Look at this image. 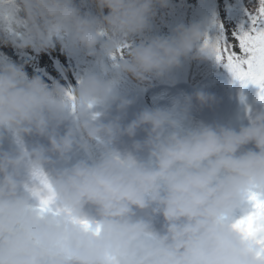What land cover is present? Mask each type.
Here are the masks:
<instances>
[{"label":"clouds","instance_id":"obj_1","mask_svg":"<svg viewBox=\"0 0 264 264\" xmlns=\"http://www.w3.org/2000/svg\"><path fill=\"white\" fill-rule=\"evenodd\" d=\"M93 3L97 14L82 10L84 0H0V42L38 51L59 43L112 59L71 88L0 60V140L10 135L14 145L0 149V264H264L259 246L231 226L237 208L248 210L249 191L264 198V110L238 130L186 125L187 103L144 107L125 122L132 100L119 81L163 77L182 58L210 56L205 34L199 23L181 24L137 43L169 0ZM25 136L47 144L28 147ZM74 150L87 155L71 162ZM37 170L70 212L38 213Z\"/></svg>","mask_w":264,"mask_h":264},{"label":"rangeland","instance_id":"obj_2","mask_svg":"<svg viewBox=\"0 0 264 264\" xmlns=\"http://www.w3.org/2000/svg\"><path fill=\"white\" fill-rule=\"evenodd\" d=\"M257 3L258 0H220L227 28H235L236 20H238L237 17L241 18L247 24L248 12L254 9ZM82 10L86 11L84 4ZM182 11L184 12L181 13ZM181 14H185L187 25L199 23L205 36L212 38L214 22L212 0H169L168 5L165 7L157 5L156 15L151 22V30L144 36L135 38V42L138 43L140 39L154 35L171 34L172 30L183 22V16ZM51 48L56 60L60 61L69 70L75 85L79 78L87 72L89 62L93 55H89L85 50L80 48H64L59 43H56ZM0 51L13 63L23 65L29 77L39 75L49 84L58 81L65 88L73 87L63 73L59 63L45 50L38 51L30 47L20 48L11 43L5 44L0 42ZM204 57L196 58L198 65L202 64ZM188 73V57L182 58L181 64L173 68L165 76L153 77V85L147 88L145 92L122 93L132 100V103L127 109L125 122L132 119L134 114L144 107L179 108L187 103L186 125H194L199 122L218 123L238 130L241 125L247 124L245 123L247 112L250 111L251 118L258 111L264 110V91L255 84L251 83V89L255 90V93L251 94L250 92L244 91L238 102V106L230 112V107L222 99V96L216 95L211 91L210 81L206 82L203 88L191 87L187 79ZM197 91L211 94L213 99L208 103L202 104L195 97ZM186 97H191L190 102H186ZM112 114L115 115V107H113ZM226 114H228V117L225 116ZM143 135V132H138L136 138L140 139ZM24 140L28 147L36 143L47 144L46 139L43 137L25 136ZM123 140L125 144L131 143L127 137H124ZM11 146L14 145H12L10 135L0 140V149L6 150ZM244 148L254 149V145L249 144L244 146ZM86 155L82 150H74L71 154V162L85 158ZM61 166H65L63 161H60L56 165V167ZM85 212L89 215H95V210L91 206H86ZM137 214L144 216L145 212L138 210ZM244 214L241 208H237L233 213V219H238ZM162 222V217L158 215L153 217V223L157 229H160Z\"/></svg>","mask_w":264,"mask_h":264},{"label":"snow or ice","instance_id":"obj_3","mask_svg":"<svg viewBox=\"0 0 264 264\" xmlns=\"http://www.w3.org/2000/svg\"><path fill=\"white\" fill-rule=\"evenodd\" d=\"M203 46L218 62H222L235 78L245 84L252 83L264 88V0H258L256 7L248 12L246 27L241 26L230 35L222 34L215 38L205 36ZM120 51L122 53L123 50ZM68 95L71 97V92ZM34 177L39 183V187L34 189V195L39 201L37 210L41 216L70 212L56 205L54 189L42 171H35ZM247 202L248 210L240 218L233 220L231 226L245 240L259 246L257 257L264 260V198L254 191H249ZM72 219L86 230L92 229L88 220L75 217ZM95 231L99 232V226ZM109 264H114V261Z\"/></svg>","mask_w":264,"mask_h":264},{"label":"trees","instance_id":"obj_4","mask_svg":"<svg viewBox=\"0 0 264 264\" xmlns=\"http://www.w3.org/2000/svg\"><path fill=\"white\" fill-rule=\"evenodd\" d=\"M212 4L214 11L212 38H215L222 34L230 35V32L239 29L241 26H247V24L243 20H241V18L237 17L238 20H236L235 28H227L224 14L220 5V0H212ZM183 5L185 4L183 3ZM84 7L86 11L97 14V9L95 4L93 3V0H84ZM106 12L107 9H105V14ZM183 12L184 11H182L181 13ZM181 15L183 16V22L181 24L187 25L185 14ZM44 50L52 55V57L56 60L51 47ZM0 60H8L12 62L1 51ZM188 61L189 73L187 79L189 81V84L193 87L203 88L206 82L210 81L211 91L216 95L222 96V99L230 107V112L232 111V109L238 106V102L241 99V95L244 91L250 92L251 94L255 93V90L251 89V83L245 84L244 82L235 78L233 74L224 66V64L222 62H218L214 56H205L201 65H198L197 59L193 58L191 55L188 57ZM56 62L59 63L69 83L74 86L73 77L71 76L69 70L64 67L60 61L56 60ZM101 64L110 67L112 65V59L103 56L102 53L98 52L91 57L87 72H100ZM153 83V77L142 82L135 79L131 75H127L119 81L118 87L120 88L121 93H143L148 87H151ZM260 89L264 91V88ZM225 116L228 117V114H226Z\"/></svg>","mask_w":264,"mask_h":264},{"label":"bare ground","instance_id":"obj_5","mask_svg":"<svg viewBox=\"0 0 264 264\" xmlns=\"http://www.w3.org/2000/svg\"><path fill=\"white\" fill-rule=\"evenodd\" d=\"M151 97H152V95H151ZM153 98H156V97H153ZM249 119H250V111L246 113V116H245V123L248 124Z\"/></svg>","mask_w":264,"mask_h":264}]
</instances>
